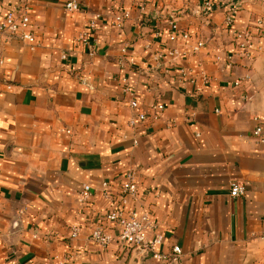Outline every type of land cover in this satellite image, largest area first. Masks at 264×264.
<instances>
[{
    "label": "crops",
    "instance_id": "1",
    "mask_svg": "<svg viewBox=\"0 0 264 264\" xmlns=\"http://www.w3.org/2000/svg\"><path fill=\"white\" fill-rule=\"evenodd\" d=\"M68 1L28 0L33 51L0 33V264H58L69 253L73 264H264V144L252 136L264 131V38L255 30L264 0H238L230 27L223 7L203 10V0H75L76 12L65 11ZM17 2L0 0V22ZM122 10L129 19L116 28ZM95 15L84 47L77 37ZM172 22L190 42L168 41ZM245 30L248 55L233 43ZM195 41L205 43L197 52ZM125 88L148 117L134 131ZM155 104L164 110L152 121ZM127 169L164 233L165 261L90 240L110 210L101 184L119 192ZM233 183L243 197H230Z\"/></svg>",
    "mask_w": 264,
    "mask_h": 264
},
{
    "label": "built area",
    "instance_id": "2",
    "mask_svg": "<svg viewBox=\"0 0 264 264\" xmlns=\"http://www.w3.org/2000/svg\"><path fill=\"white\" fill-rule=\"evenodd\" d=\"M135 2L145 5L147 0H134ZM238 0H203L202 9L210 11L214 6H222L225 10V24L232 26L233 18L238 12ZM258 1V0H255ZM67 12H76L79 10V4L75 0H70L64 5ZM30 5L28 0H18L17 4L10 8L0 22V33L9 35H17L28 47L33 51L37 47L36 35L30 28ZM100 15H95L94 19L87 23L86 31L81 32L77 37V42L84 47L92 46L91 36L96 28V20ZM129 19V11L122 10L113 17V25L120 28ZM255 30L261 37L264 38V25L261 21L255 24ZM168 41L176 42L181 39L183 42H190L188 32L181 30L175 23L169 24ZM236 39V50L244 55H248L246 51L250 48L251 30H245L242 33L234 34ZM203 41H195L192 45L193 51L197 52L204 47ZM125 53V48L121 50ZM169 56H176L175 51L167 53ZM61 60H66V55H61ZM207 83V80L204 81ZM241 85V81H235L233 87L237 88ZM124 93L128 95L127 106L130 111V117L127 120V126L131 131H134L140 124L146 122L148 117L140 111V104L137 98L127 88ZM245 96L243 100H246ZM162 104L152 106V114L149 117L152 121H157L163 112ZM252 136L257 142L264 144V131L261 127H256L252 131ZM138 175L133 169H127L124 172L123 180L119 186V192H111L110 187L106 183L101 184L100 198L109 206L107 211L101 218V223L96 222L90 230L91 242L99 247L106 248L112 243L124 245L134 251L139 252L145 258H151L156 261H165L166 254L157 251V248L164 242V233L154 221L151 215V209L145 207L143 199L139 193ZM91 188L85 184L79 193V198L83 203L90 202ZM231 198H240L245 195V187L241 183H233L229 188ZM107 226L116 232L112 235L107 229ZM80 228L72 226L69 230V239L71 241L78 237ZM172 254L178 256L181 254L180 248L174 246ZM73 254L66 255L58 264H73ZM51 264V263H49Z\"/></svg>",
    "mask_w": 264,
    "mask_h": 264
},
{
    "label": "rangeland",
    "instance_id": "3",
    "mask_svg": "<svg viewBox=\"0 0 264 264\" xmlns=\"http://www.w3.org/2000/svg\"><path fill=\"white\" fill-rule=\"evenodd\" d=\"M233 43H234V49L236 50L237 43H236V39H234V37H233Z\"/></svg>",
    "mask_w": 264,
    "mask_h": 264
}]
</instances>
